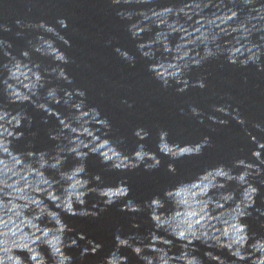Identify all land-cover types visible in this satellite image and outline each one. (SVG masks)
Here are the masks:
<instances>
[{
  "label": "water",
  "instance_id": "water-1",
  "mask_svg": "<svg viewBox=\"0 0 264 264\" xmlns=\"http://www.w3.org/2000/svg\"><path fill=\"white\" fill-rule=\"evenodd\" d=\"M0 264H264V0H0Z\"/></svg>",
  "mask_w": 264,
  "mask_h": 264
}]
</instances>
